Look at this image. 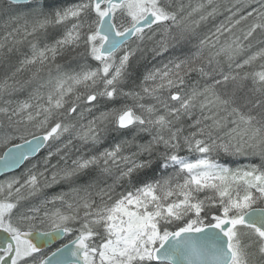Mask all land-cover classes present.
Instances as JSON below:
<instances>
[{
    "label": "snow or ice",
    "instance_id": "6c2138e0",
    "mask_svg": "<svg viewBox=\"0 0 264 264\" xmlns=\"http://www.w3.org/2000/svg\"><path fill=\"white\" fill-rule=\"evenodd\" d=\"M0 14V169L47 149L0 182V264H264V0H0ZM146 49L171 55L136 84ZM83 177L71 200L30 203Z\"/></svg>",
    "mask_w": 264,
    "mask_h": 264
},
{
    "label": "trees",
    "instance_id": "16d2710c",
    "mask_svg": "<svg viewBox=\"0 0 264 264\" xmlns=\"http://www.w3.org/2000/svg\"><path fill=\"white\" fill-rule=\"evenodd\" d=\"M182 2L185 5H189L190 4L192 6H195L197 3L200 2V0H182ZM6 21H7L6 18H4V17L0 18V27H3V23H5ZM213 24L214 25L216 24V23H214L213 19H210L206 23L201 24L200 28L197 29L198 38H202L204 36V34L207 35V33H208V31H207L208 29L207 28L208 27L210 28L211 25H213ZM202 29H204L206 31H204ZM198 38L193 39L192 42H194V41L198 42ZM151 44L152 43H148L147 48H149ZM147 51L148 50L146 49L145 52H147ZM168 53L171 54V52H168ZM138 56H141V54L138 53ZM134 63L136 64V68H135V72H134V75H133V79L136 81V84H139L140 80L143 77L144 72L149 70V68H151L152 64H149V61L147 60L145 53L142 55V58H140L138 62L134 59ZM2 75H3V72L0 71V76H2ZM197 78H198L197 74L193 73V74H191V76L189 78V82H191L192 80H195ZM128 86L132 87L133 85L130 83ZM144 139H146V138L144 137ZM111 143H112V141L110 139L109 141H106L103 144H101L99 146V148L110 147ZM77 147H79V141H73V145H70L69 148L64 149V151L68 152V154H69V156H68V158H70V161H69L70 163L69 164H71V159L72 158L77 157L78 154H81V152H77V150H76ZM216 158L219 160L220 163H224V164L229 165V166H236V165H240V164L244 163L245 162L244 158H248V157H245V156H225L223 154L222 156H218ZM38 159H39V156H38V158H35L34 160H38ZM249 159L252 161V163L256 162V161H258V162L260 161L256 157H252V158H249ZM94 175H96V173H92V172L89 173V176H94ZM88 179H89V177H83L81 180H79L76 183L72 184V186L74 185L76 187L77 186L80 187L81 185L85 184L88 181ZM107 183H109V184L112 183L111 179H107ZM67 186H69V184L62 182V183L54 185V186H52L50 188H45L43 190V194L41 196L36 197V198H32L30 203L31 204H35V205H39L40 201L45 196L48 197V198H51L54 195L63 193L64 191L63 190L61 191V189L64 188V187H67ZM101 186H103V184H101ZM117 189H120V188L117 187ZM81 195H82V193H81ZM73 198L70 197L68 199L71 200ZM59 206H60L59 202H57L56 205L48 204L47 208L48 209H53L54 207H59Z\"/></svg>",
    "mask_w": 264,
    "mask_h": 264
},
{
    "label": "rangeland",
    "instance_id": "374dc122",
    "mask_svg": "<svg viewBox=\"0 0 264 264\" xmlns=\"http://www.w3.org/2000/svg\"><path fill=\"white\" fill-rule=\"evenodd\" d=\"M235 2V0H218V3H220L221 5H231L232 3H234ZM245 2H246V0H245ZM228 15V13L227 12H225V11H223V7L221 8V14H219V15H217L213 20H214V23H216L215 25L213 24V25H211V27L209 28H207L208 29V33L207 34H209V32L210 31H214L215 30V26L216 25H218L220 22H222L224 19H225V17ZM2 17H4V18H6L7 20H8V17L6 16V15H4V14H0V18H2ZM4 25H5V23H3V27H0V35H2L3 34V30H4ZM206 31V30H205ZM55 35H58L59 34V32H56V33H54ZM238 34V33H237ZM204 35H206V34H204ZM149 43H151V42H149ZM196 44H198V42L196 41V42H194L193 43V46H192V48H191V50L194 52L195 50H196V48H195V45ZM151 47H153V45H151ZM255 49H253V51H254ZM247 54V53H246ZM170 55L171 54H169V56H165V57H163L162 59L161 58H156L157 56L155 55L154 56V61H153V65L151 66V68H149V70L150 69H152V68H154V67H162V65L164 64V63H167V61H168V59L170 58ZM69 58L67 57V56H65V57H63V58H58L57 59V63H60V64H63V65H68V64H70V63H72V61L69 59ZM164 59H165V62H161V61H164ZM22 76L24 77V78H26L27 76H28V73H23L22 74ZM21 98H23V95L21 96ZM188 123H190V121L188 122ZM146 139L148 138L146 135L144 136ZM100 146V145H99ZM6 146H4V145H2V144H0V154L2 153V151L4 150V148H5ZM100 150H103V148H99ZM81 151H84L83 149H81ZM78 152V151H77ZM45 154V153H44ZM44 154H42L41 155V157L44 155ZM89 154H91V153H89ZM181 155H185V156H187V155H189L188 154V152H187V150L185 149V150H183V151H181V153H180ZM78 155H80V154H78ZM198 154H196V153H192L191 154V158L192 159H195L196 158V156H197ZM223 155V153H221L219 156H222ZM40 157V158H41ZM40 158L38 159V160H31V161H27L26 163H25V165H23L22 166V168H20L18 171H16V172H13V173H10V174H6V175H4L3 177H1L0 178V182H2V181H4L5 179H8V178H10L11 176H13V175H15V176H19V175H21L27 168H29V167H31V165L32 164H35V163H38V161L40 160ZM76 157H74V158H72V159H75ZM249 158H252V157H248V158H244L245 159V162L244 163H242V166H244V165H246V164H249V163H252V162H250V159ZM258 160H260L259 159V157H256ZM59 159V157H53V159H52V163L53 164H55V163H57V160ZM71 159V160H72ZM70 161V158H68V163H70L69 162ZM61 164H63V161H61L60 162ZM253 163H255V164H259L260 163V161L258 162V161H256V162H253ZM227 166H229V165H227ZM229 167H231V168H236V167H241V166H229ZM43 169V165L41 164L40 165V170H42ZM171 171V170H170ZM74 187H76V186H72V185H69V186H67V187H64V188H62L61 189V191L63 190L64 192L63 193H67L68 195H67V197H66V199H68V198H70V197H75V193H73L72 192V188H74ZM78 187V186H77ZM119 191H121V189H116V192L118 193ZM82 195H83V193H82ZM60 205V204H59Z\"/></svg>",
    "mask_w": 264,
    "mask_h": 264
},
{
    "label": "bare ground",
    "instance_id": "6f19581e",
    "mask_svg": "<svg viewBox=\"0 0 264 264\" xmlns=\"http://www.w3.org/2000/svg\"><path fill=\"white\" fill-rule=\"evenodd\" d=\"M202 30H204V29H202ZM204 31H205V30H204ZM207 31H208V30H207ZM194 42H195V41H194ZM194 42H192V45H190L189 47L192 48ZM151 45H152V44H151ZM151 45H150L149 48H151ZM145 55H146L147 60L149 61V64H152V65H153V64H154L153 61H154V56H155V54H154L153 52H151V51H147V52H145ZM165 56H169V53H164L163 55L157 56L156 58L159 57V58L162 59V58L165 57ZM161 62H165V59H164V61H161ZM46 151H47L46 148H45V149H42L41 152H40V154H39V158H40L41 154L46 153ZM42 152H43V153H42ZM35 158H38V156L33 157V158H30L29 161L34 160ZM250 162H252V161L250 160ZM23 164H24V163H23ZM23 164H22L17 170H15L14 172H16V171H18L20 168H22ZM237 166H242V164L237 165Z\"/></svg>",
    "mask_w": 264,
    "mask_h": 264
},
{
    "label": "water",
    "instance_id": "95a60500",
    "mask_svg": "<svg viewBox=\"0 0 264 264\" xmlns=\"http://www.w3.org/2000/svg\"><path fill=\"white\" fill-rule=\"evenodd\" d=\"M25 2H26V0H20V3H25ZM21 143H22V142H21ZM10 147H11V146H9L8 148H10ZM6 150H7V149H6ZM6 150H5V151H6ZM24 162H25V161H24ZM24 162H23V163H24ZM23 163H22V164H23ZM22 164H21V165H22ZM21 165H20V166H21ZM20 166H19V167H20ZM19 167L14 168V169H10V170H7V171H5V170H3V169H0V176H2V175L5 174V173H9V172L15 171V170H17Z\"/></svg>",
    "mask_w": 264,
    "mask_h": 264
},
{
    "label": "flooded vegetation",
    "instance_id": "af4514ba",
    "mask_svg": "<svg viewBox=\"0 0 264 264\" xmlns=\"http://www.w3.org/2000/svg\"><path fill=\"white\" fill-rule=\"evenodd\" d=\"M19 142H21V141H19V140H16V141H15V143H19ZM10 145H11V144L7 145V147L10 146ZM7 147H6V148H7ZM4 149H5V148H4ZM1 154H2V153H1ZM1 154H0V155H1Z\"/></svg>",
    "mask_w": 264,
    "mask_h": 264
}]
</instances>
